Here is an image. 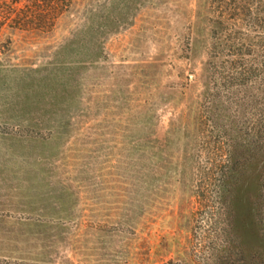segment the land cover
<instances>
[{
	"label": "rangeland",
	"instance_id": "1",
	"mask_svg": "<svg viewBox=\"0 0 264 264\" xmlns=\"http://www.w3.org/2000/svg\"><path fill=\"white\" fill-rule=\"evenodd\" d=\"M70 1L0 36V264H241L264 0Z\"/></svg>",
	"mask_w": 264,
	"mask_h": 264
},
{
	"label": "trees",
	"instance_id": "2",
	"mask_svg": "<svg viewBox=\"0 0 264 264\" xmlns=\"http://www.w3.org/2000/svg\"><path fill=\"white\" fill-rule=\"evenodd\" d=\"M70 0H0V36L48 32ZM11 44V39L4 40ZM243 170V169H242ZM233 186L224 191L226 217L241 264H264V146L240 173L231 168Z\"/></svg>",
	"mask_w": 264,
	"mask_h": 264
}]
</instances>
